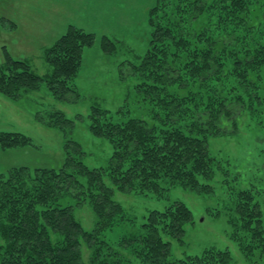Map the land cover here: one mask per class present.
Instances as JSON below:
<instances>
[{
	"label": "trees",
	"instance_id": "trees-1",
	"mask_svg": "<svg viewBox=\"0 0 264 264\" xmlns=\"http://www.w3.org/2000/svg\"><path fill=\"white\" fill-rule=\"evenodd\" d=\"M216 1L223 12L215 25L224 26L215 37L210 27H193L208 0H189L188 17L182 14L163 23H154L157 7L151 9L150 46L136 70L143 78L140 86H145L139 91L159 111H151L155 117L150 123L142 117L120 122L94 106L91 131L112 146L106 164L87 166L81 144L68 138L58 167L0 170V264H86L83 246L89 249L90 264H235L229 250L214 247L172 256L168 239L182 237L193 218L191 209L177 200L163 210H150L134 231L116 242L104 237L127 219L115 192L160 196L178 185L212 193L209 182L220 164L209 151L208 137L236 135L241 112L263 98L259 92L264 89V21L251 24L246 16L248 5L263 0ZM94 41V33L70 25L45 48L43 57L51 71L44 75L5 51L0 92L18 99L45 82L54 97L65 98L74 92L70 83L82 65L85 47ZM101 47L110 53L115 48L108 38L101 40ZM233 76L251 101L248 105L241 93L230 92L233 85L226 82ZM172 85L185 91H171ZM202 89L210 92L207 98ZM53 112L49 124L62 130L72 126L62 111ZM36 118L43 122L39 115ZM30 143L21 132L0 131V151ZM83 204L94 213L90 229L75 213ZM234 206L232 223L237 237L242 230V250L248 261L264 264L262 205L250 190H240Z\"/></svg>",
	"mask_w": 264,
	"mask_h": 264
},
{
	"label": "rangeland",
	"instance_id": "rangeland-1",
	"mask_svg": "<svg viewBox=\"0 0 264 264\" xmlns=\"http://www.w3.org/2000/svg\"><path fill=\"white\" fill-rule=\"evenodd\" d=\"M207 3L209 6L203 14L194 18L193 27H210L215 37L223 32V24L218 28L215 25L223 6L220 10L216 0ZM185 6H190L189 0H0V17L9 21H0V62L7 51L13 58L27 60L36 73L48 74L51 66L44 60L43 52L70 25L95 35L94 43L85 47L82 65L70 83L74 92L65 98L54 97L45 82L18 99L0 92V131L21 132L31 138L30 144L0 151V170L14 166L58 167L64 157V141L68 138L81 144L87 166L106 164L112 146L106 137L91 131L93 107L107 111L106 116L115 121L142 117L153 122L157 108L139 91L145 86H140L143 78L136 70L150 46L151 9L157 7L154 23H163L167 18H180L182 14L188 17ZM246 11L249 23H263L264 0L253 1ZM164 12L167 16H163ZM103 38L113 43V52L103 50ZM233 78L226 82L233 85L230 92L241 93L248 105L251 101ZM190 85L193 82L189 80ZM170 89L185 91L178 85ZM202 92L204 98L210 95L207 89ZM259 93L263 98L253 101L252 108L248 106L251 110L239 115L236 135L208 137L209 151L220 164L209 182L212 193H196L178 185H164L168 188L160 196L115 192L114 198L121 204L127 219L108 229L105 239L116 242L120 236L134 231L150 210H163L177 200L191 209L193 218L185 226L182 237L168 239L173 257L200 254L214 247L229 250L235 264H254L248 261L250 257L238 240L242 238V230L238 237L234 233L232 209L236 193L250 190L262 205L264 215V89ZM54 110L62 111L72 126L62 130L49 124L55 118ZM36 115L43 122H38ZM75 213L85 228L93 227L94 213L88 204L77 208ZM83 249L84 260L90 264L89 249L86 246Z\"/></svg>",
	"mask_w": 264,
	"mask_h": 264
}]
</instances>
